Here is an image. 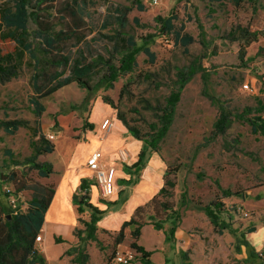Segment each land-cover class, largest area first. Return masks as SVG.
I'll return each mask as SVG.
<instances>
[{
  "label": "rangeland",
  "instance_id": "1",
  "mask_svg": "<svg viewBox=\"0 0 264 264\" xmlns=\"http://www.w3.org/2000/svg\"><path fill=\"white\" fill-rule=\"evenodd\" d=\"M72 1L56 0L51 11L50 35L61 30L67 36L58 49L43 47L32 21L28 22L26 40L31 44L29 50L2 39L0 33V52L8 53L12 62L6 64L15 66L11 76L0 77V124L7 120L26 123L14 135L6 134L0 125V197L6 206L10 207L11 198H15L24 211L31 198L30 188L35 184L55 188L71 160L83 163L96 150L105 159L116 160L114 152L125 150L132 158L125 164L128 169L121 165L116 173L121 179L118 184L126 186V180L140 179V190L132 194V189L125 187L118 200L109 202L90 186L91 204L104 211L98 227L112 231H96L95 240L75 236V243L64 246L68 264H109L115 251L131 250L130 232L134 227L124 229L120 243L116 233L137 207L145 205L163 187L165 171L174 187L159 199L168 204L169 210L161 208L155 214L149 209L142 216L145 225L136 240L152 252L151 264H264V135L253 132L247 120L238 117L247 108L252 110L247 118L257 116L256 100L264 98V0ZM66 2L72 3L74 16L64 9ZM12 3L0 0V8ZM118 10L126 12L123 24L118 20ZM171 15L175 17L174 28L164 34L158 18ZM176 34L190 36L192 42L183 47L176 42ZM128 39L138 49L135 67L121 73L109 87L102 65L108 61L118 66L131 49ZM145 48L153 60L145 54ZM55 54L66 56L68 66H50L48 61ZM83 59L98 62L85 79L89 89L72 82L41 97L54 82H36L33 77L37 72L57 71L63 78L70 74L75 60ZM196 60L207 75V83L199 71L187 79L159 151L148 152L137 171L133 165L142 142H125L127 132L116 119L117 110L131 127L146 135L166 98L179 87L176 72L187 70ZM32 98H37L44 109L38 118L33 113ZM220 107L229 112L231 122L224 134L215 136L213 124ZM104 119L111 120V128L103 138L98 126ZM49 134L53 139L46 137ZM42 135L53 151L38 155L36 161L52 166L48 178L25 165L33 154V143H39ZM12 171L19 176L24 172L29 189L6 197L5 192H13L14 186L5 183L4 176ZM65 187L63 184L62 192ZM225 191L231 195L225 196ZM72 202L63 194L57 196L51 209L56 228L65 230L75 218ZM214 202L221 204L220 211L216 212ZM58 206L61 213L57 216ZM206 207L224 223L223 228L211 223ZM85 210L89 220L91 211ZM174 211L179 213L178 226L167 241L165 233L171 226L167 218L174 216ZM87 215L78 218L84 220ZM155 222L162 225V230L153 229ZM77 229L84 237L79 221ZM42 247L51 262L62 249L49 236ZM131 264H142L139 254Z\"/></svg>",
  "mask_w": 264,
  "mask_h": 264
},
{
  "label": "trees",
  "instance_id": "2",
  "mask_svg": "<svg viewBox=\"0 0 264 264\" xmlns=\"http://www.w3.org/2000/svg\"><path fill=\"white\" fill-rule=\"evenodd\" d=\"M56 0H13L11 6H5L0 8V31L2 28L5 32L1 33V38L6 41H15L16 44L24 47L25 51L29 50L31 44L26 42L28 35V22L32 21L36 25V35L41 41L43 47H49L51 49H58V45L64 42L67 38L64 31H58L53 36L50 34L53 30V22L51 17V11L54 8ZM75 3V0L72 1ZM72 3L66 2L64 9L74 16V11L71 10ZM119 22L123 24L126 12L118 10ZM173 15L167 18H158L160 30L162 33H170L173 28ZM78 26V25H77ZM247 33V32H245ZM200 36H203L201 30ZM255 38L249 39L250 41ZM128 46L131 48L126 52L119 60V65L115 66L109 64L108 61L104 62L103 68L105 70V82L111 87L112 83L117 80L118 76L122 73H129L135 67L136 54L138 49L134 48L135 45L131 39L127 40ZM176 42L181 46L186 47L192 42L190 36H180L176 34ZM145 54L151 56L147 48L144 49ZM12 58L8 53L2 54L0 52V77H9L15 70L14 64H6V62H12ZM84 61L85 63H83ZM52 67H67L68 58L58 54L53 55L49 61ZM98 67V62H86L83 60H75L70 68V74L63 77L56 71L51 74H46L44 70L37 72L34 75L36 82L42 79L43 82H54V84L42 92L41 97L48 96L58 90L61 87L69 85L72 82H76L80 87L89 89V85L86 82V78L95 71ZM201 72L202 80L207 83V75L199 65V60L192 63L187 70L180 69L176 72L177 82L179 87L176 91H172L165 100L164 106L159 110V114H156V122L148 125L147 134L142 136L140 132L131 127L128 122L122 117L121 113L117 110L116 119L120 121L126 128L128 134L135 140L143 143L142 149L137 155V162L133 165L137 171L144 165V159L146 154L157 153L159 151L160 143L166 137L170 126L174 120L175 108L180 99L181 91L186 83L187 79L196 73ZM38 88V87H37ZM39 89V88H38ZM30 103L34 107V115L38 118L43 112V106L39 103L37 98L30 99ZM109 104V103H108ZM111 108H114L111 106ZM219 116L213 124V135H222L228 129L230 125L229 112L223 107L219 108ZM251 109H244L238 116L242 120H247L251 126V130L255 133L264 135V98L256 100V108L254 111L257 116L253 118H247V115L251 113ZM3 131L8 135H14L21 127H26V123L21 120H7L1 122ZM89 128H92L91 124H88ZM53 146L45 139L44 135L40 136L39 143H33V154L26 160L25 165L35 169L40 177L48 178L52 173V166L50 164L38 163L36 157L41 154L51 153ZM15 165H18V162ZM168 172L165 171L163 175V187L143 206L137 207L134 213L128 221L122 223L119 231L116 233L118 242L120 243L124 238V229L126 227L133 226L134 228L130 232V237L133 240L130 243V248L135 254H139L142 264H151L150 256L151 251L146 250L143 246L139 245L136 240L141 234V229L145 225L142 221V216L152 209L156 214L161 208L164 211L169 210L168 204L161 202L160 197L164 194H168L169 190L174 187V183L167 179ZM5 183H11L14 186V191H6V197H16L17 194L25 189H29L26 185V176L24 172L22 175H18L17 172H9L7 176H4ZM90 183L87 180H81L78 187L79 192L90 189ZM94 185V184H92ZM31 198L26 203V209L19 210L16 214L12 213L11 206H5L0 201V264H46L45 257L37 250L35 246V238L39 234V231L43 225L45 212L48 209L50 202L54 195V189L47 186L35 184L31 188ZM225 196H230L231 193L225 191ZM237 192H235V195ZM73 203L77 205V212L79 215L83 214L86 210H90L89 220H83L78 218L79 223L83 226L82 233L80 230L75 229V236L77 239L86 238L88 240L96 239L97 223L102 218L104 211L98 210L92 204L89 203L88 193L86 195H74L72 199ZM20 206V204L18 205ZM212 206L215 207L216 212L220 211L221 204L214 202ZM206 215L210 219L211 223L216 227L223 228L224 223L219 221V217L209 207L205 208ZM174 216H169L167 220H171V226L165 233V240H170L174 237L175 231L178 226L179 213L173 212ZM153 229L156 231L162 230L160 223H153ZM254 230V228H252ZM54 242L59 244L63 242L59 237H54ZM83 258V255H81ZM79 264H83L79 261Z\"/></svg>",
  "mask_w": 264,
  "mask_h": 264
},
{
  "label": "crops",
  "instance_id": "3",
  "mask_svg": "<svg viewBox=\"0 0 264 264\" xmlns=\"http://www.w3.org/2000/svg\"><path fill=\"white\" fill-rule=\"evenodd\" d=\"M98 130H99V132L101 134V130H100L99 126H98ZM124 132H127L126 128H124ZM124 140H125L126 143L127 142L128 143H132L133 141H135V142L138 141V140H135L132 136H130L128 134V132H127L126 137H125ZM138 142H140V141H138ZM141 144H142V147H143V143H141ZM141 144H139V146L137 147L136 156L138 155L139 151L142 149ZM114 155L116 156V160H109V159L107 160L102 155L103 163L105 165H108V166H113L115 168V173H117L118 171L121 170V168H120L121 165H123L124 169L125 168L128 169L127 166H125V164L128 162V160H127L126 163L121 162L117 151L114 152ZM129 158L131 159L132 156L130 155ZM70 162H71V165H66L63 177L57 182V185L55 186V188H53L54 189V195H53V198H52V200L50 202V205H49L47 211L45 212L43 225H42V227H41V229L39 231V235L41 237V240L38 241V242H35V246H36L37 250L45 257L46 262H47L46 264H68L67 263V256L64 254V252H65L64 246L71 245L72 243H75L77 241L76 237L74 235V233H75L74 231L78 227V221L77 220H78L79 214L77 212V205H75L72 202V199H73V196L76 195L77 192L79 191L78 187L80 185L81 180H89L90 172L86 169V166H85L86 161H84L83 163H75L74 160L73 161L71 160ZM119 181H121V179L119 177L117 178L115 176L113 194L110 197V199H108L109 202L111 200H113V201L118 200L120 194L123 192L125 187L131 188L132 189V191H131L132 194H133V192H134V194H136L140 190V187H141L140 179L138 181H132V180L128 181V180H126L127 181V182L125 181L126 182V186H120L118 184ZM159 183L160 182H157V185ZM63 184H66V186L68 188L65 187V190H63V192H62L61 188H62ZM91 187H95V186L91 185ZM96 190H97V188H96ZM89 191H90V189L88 190V192ZM62 194L67 198V201L72 202V206L71 207L74 210V214H75V218L73 219V221L71 220V223L69 225L65 226V230L58 229V228H56V226H54L57 223L54 222V216H53L52 210H51L52 207H54V205L56 204L57 196L62 195ZM79 194H80V192H79ZM125 200H127V198ZM0 201H1V203L3 205L6 206V202L1 197H0ZM124 202H123V204H124ZM89 203L91 204L90 196H89ZM60 213H61V206H58L57 216L60 215ZM87 213L88 212L86 210L83 214L87 215ZM87 217H88V215L85 216L84 220H88ZM61 218H62V215H61ZM59 222H61V221H59ZM61 224L62 223H60L58 225H61ZM54 228H56V229H54ZM106 230L105 229H100L98 227V223H97V231H106ZM107 231H112V230H107ZM48 236L50 237L51 241L54 244H56L54 242V240H53L55 236L59 237L61 240H63V242H61L59 244H56V245H61L62 249H61L60 252L57 253V255L55 257V260H53L52 262H51V259L45 254V252L43 250V247H42V245L44 244V238L48 237ZM109 264H114V263L111 260V262Z\"/></svg>",
  "mask_w": 264,
  "mask_h": 264
},
{
  "label": "built area",
  "instance_id": "4",
  "mask_svg": "<svg viewBox=\"0 0 264 264\" xmlns=\"http://www.w3.org/2000/svg\"><path fill=\"white\" fill-rule=\"evenodd\" d=\"M156 2V0H154ZM245 87H247L245 85ZM103 138L110 132L111 128V120L104 119L99 125ZM49 139H53L52 135H47ZM121 162L126 163L129 159V155L125 150L117 151ZM86 169L90 172V178L87 180L91 185L97 188L99 196L103 200H108L112 194L114 189L115 182V168L113 166L105 165L102 161V154L99 150L93 151L85 163ZM92 181V182H91ZM90 185V186H91ZM88 193L87 190L81 191L80 195H86ZM10 206L12 208V213L16 214L19 212L20 206L17 204V199L11 198ZM35 240L38 242L41 240L40 235L38 234ZM262 248H264V243H262ZM264 252V249H262ZM135 252L130 249L127 250H117L115 251L112 262L114 264H131L132 260L135 258Z\"/></svg>",
  "mask_w": 264,
  "mask_h": 264
}]
</instances>
